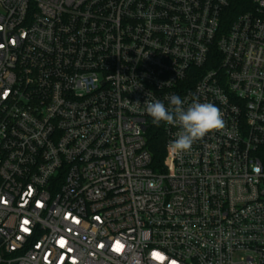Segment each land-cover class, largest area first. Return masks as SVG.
<instances>
[{"label":"built area","instance_id":"built-area-1","mask_svg":"<svg viewBox=\"0 0 264 264\" xmlns=\"http://www.w3.org/2000/svg\"><path fill=\"white\" fill-rule=\"evenodd\" d=\"M253 4L226 28L229 0H0V264H264ZM172 95L225 127L176 153L162 122L157 171L144 102Z\"/></svg>","mask_w":264,"mask_h":264},{"label":"clouds","instance_id":"clouds-1","mask_svg":"<svg viewBox=\"0 0 264 264\" xmlns=\"http://www.w3.org/2000/svg\"><path fill=\"white\" fill-rule=\"evenodd\" d=\"M168 99L170 101L168 107L158 99L146 100L145 110L156 126H160L162 122L179 126L180 131L170 144L171 149L176 153L190 151L196 141L225 127L223 113L211 102L202 103L197 98L185 107L184 102L177 95H172ZM135 103L139 104L138 101Z\"/></svg>","mask_w":264,"mask_h":264},{"label":"trees","instance_id":"trees-1","mask_svg":"<svg viewBox=\"0 0 264 264\" xmlns=\"http://www.w3.org/2000/svg\"><path fill=\"white\" fill-rule=\"evenodd\" d=\"M253 0H229L224 12V23L227 28L239 15L252 10ZM148 147L152 153L153 167L157 171L163 169L166 157V137L162 126H153L148 131Z\"/></svg>","mask_w":264,"mask_h":264}]
</instances>
